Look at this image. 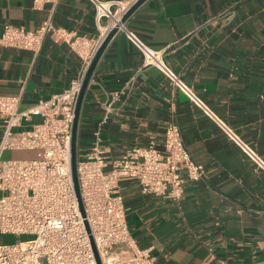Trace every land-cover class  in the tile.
<instances>
[{"label":"crops","instance_id":"crops-1","mask_svg":"<svg viewBox=\"0 0 264 264\" xmlns=\"http://www.w3.org/2000/svg\"><path fill=\"white\" fill-rule=\"evenodd\" d=\"M110 1V0H103ZM49 17L57 28L90 40L98 35L89 0H0L5 25L38 29ZM126 27L165 58L185 84L264 160V0H146ZM82 58L48 36L38 53L0 46V96L21 97L20 109L69 89ZM34 117L16 131L39 124ZM179 124L192 160L205 178L188 184L180 202L145 194L132 178L116 192L129 230L158 264H264V172L143 58L124 33L103 51L80 112L77 158L98 133L109 173L134 148L163 149L166 128ZM5 130L0 117V144ZM33 150H6L3 163Z\"/></svg>","mask_w":264,"mask_h":264},{"label":"built area","instance_id":"built-area-1","mask_svg":"<svg viewBox=\"0 0 264 264\" xmlns=\"http://www.w3.org/2000/svg\"><path fill=\"white\" fill-rule=\"evenodd\" d=\"M59 0H34V8L56 6ZM95 8L98 35L78 37L57 28L49 17L34 31L7 24L0 46L40 52L50 36L67 44L83 60L79 77L69 89L21 110V97L0 96L5 130L0 155L6 150L37 151L33 160H12L0 167V233L26 241L0 245V264H158L149 250L139 248L127 225V210L116 190L121 178H132L142 191L180 202L188 184L206 176L187 150L179 124L165 130L163 149L134 148L113 163L109 173L98 133L90 151L77 158V176L83 212L72 177V136L78 99L87 72L99 50L116 30L140 52L143 67H156L203 112L219 131L264 172V160L222 120L166 63L170 47L154 50L126 27L124 17L141 0H89ZM34 117L41 122L16 131ZM219 264H226L219 262Z\"/></svg>","mask_w":264,"mask_h":264},{"label":"water","instance_id":"water-1","mask_svg":"<svg viewBox=\"0 0 264 264\" xmlns=\"http://www.w3.org/2000/svg\"><path fill=\"white\" fill-rule=\"evenodd\" d=\"M146 0H141L139 1L128 13L127 15L124 17V22H126V20L134 13V11L140 6L142 5ZM117 33L116 30H114L109 37L107 38V40L105 41V43L103 44V46L101 47V49L99 50L98 54L96 55L94 61L92 62L87 75L85 77V80L83 82L82 85V89L80 92V96L78 99V103H77V108H76V113H75V121H74V126H73V136H72V177H73V182H74V186H75V191H76V195L79 201V205L81 208V211L84 215L83 212V206H82V201H81V195H80V189H79V182H78V176H77V137H78V124H79V120H80V112H81V107H82V103H83V98H84V94L86 91V88L89 84V81L91 79V76L96 68V65L103 53V51L105 50L107 44L109 43V41L111 40V38Z\"/></svg>","mask_w":264,"mask_h":264},{"label":"rangeland","instance_id":"rangeland-1","mask_svg":"<svg viewBox=\"0 0 264 264\" xmlns=\"http://www.w3.org/2000/svg\"><path fill=\"white\" fill-rule=\"evenodd\" d=\"M38 153L39 152L35 151V152H32L31 154L18 156V158H16L15 160H33V159H37L38 158ZM28 239H30L29 236L16 237V236L4 235V234L0 233V245H10V244L17 243L19 241H26Z\"/></svg>","mask_w":264,"mask_h":264}]
</instances>
